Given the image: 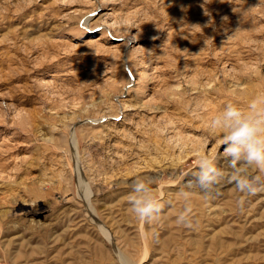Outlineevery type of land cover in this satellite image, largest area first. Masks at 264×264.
<instances>
[{
  "label": "rangeland",
  "instance_id": "1",
  "mask_svg": "<svg viewBox=\"0 0 264 264\" xmlns=\"http://www.w3.org/2000/svg\"><path fill=\"white\" fill-rule=\"evenodd\" d=\"M257 96L264 0H0V264H264V172L188 187L201 154L229 175L209 123Z\"/></svg>",
  "mask_w": 264,
  "mask_h": 264
},
{
  "label": "clouds",
  "instance_id": "2",
  "mask_svg": "<svg viewBox=\"0 0 264 264\" xmlns=\"http://www.w3.org/2000/svg\"><path fill=\"white\" fill-rule=\"evenodd\" d=\"M209 127L221 132L220 143L230 173L225 177L212 159L201 154L198 171L193 174L188 187L198 188L205 196H211L219 194L221 182L227 179L238 192L255 195L261 190L260 178L248 176L246 167H255L264 172V96L251 99L246 109L228 103L212 118ZM128 203L135 216L146 223L159 217L164 208L143 179L132 182ZM191 212L190 203L186 202L176 217V223L192 227Z\"/></svg>",
  "mask_w": 264,
  "mask_h": 264
}]
</instances>
